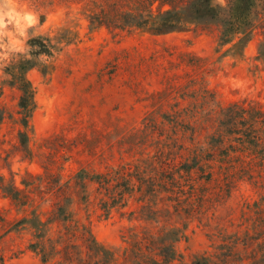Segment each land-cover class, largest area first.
<instances>
[{
	"label": "rangeland",
	"instance_id": "1",
	"mask_svg": "<svg viewBox=\"0 0 264 264\" xmlns=\"http://www.w3.org/2000/svg\"><path fill=\"white\" fill-rule=\"evenodd\" d=\"M9 10L20 22L9 23L5 16L0 26V176L17 185L26 173L43 174L41 167L47 165L54 166L52 172H59L62 182L80 169L96 173L119 165L133 174L145 171V179H152L159 152L178 168L207 148L209 126L194 135L187 126L205 125L217 103L264 105L258 30L237 57L227 52L231 44H221L217 25L150 35L91 26L75 0H11ZM29 14L36 21L31 25L23 19ZM36 38L53 47L50 56L31 55L36 48L30 40ZM22 59L37 61L26 74L35 104L27 127L32 160L19 147L20 92L10 84L8 70ZM196 63L205 73L193 72ZM187 74L195 81L184 90ZM170 87L181 90L158 103L157 94ZM201 87L212 94L211 102L203 104L197 93ZM182 92L186 95L180 98ZM176 112L183 127L164 119H173ZM175 179L186 193L180 198L188 197L178 208L181 216L163 212L166 207L174 213L177 185L149 197L138 192L133 179L134 190L125 195L124 204L108 211L94 200L95 186L89 183L90 203L85 208L75 198L74 218L89 228L115 264H132L125 256L134 235L162 229L177 232L173 264H264V221L253 224L257 211L264 214V182L197 179L190 182V193L187 181ZM0 207L9 210L10 219L18 216L1 194ZM246 237L252 239L244 244ZM31 239L29 229L6 236L0 242L3 264H57L56 258L42 262L28 250Z\"/></svg>",
	"mask_w": 264,
	"mask_h": 264
},
{
	"label": "trees",
	"instance_id": "2",
	"mask_svg": "<svg viewBox=\"0 0 264 264\" xmlns=\"http://www.w3.org/2000/svg\"><path fill=\"white\" fill-rule=\"evenodd\" d=\"M75 4L91 26L110 32L137 30L150 35H164L187 31L191 26L204 28L217 25L221 44H231L227 52L232 51V55L237 57L242 55L258 30L262 40L257 59L264 62V0H225L224 5L216 0H75ZM30 45L36 48L32 56L52 54L53 47L41 38L30 40ZM36 64L34 59H22L8 69L10 84L16 85L20 92L18 114L23 131L18 134L19 147L30 160L33 155L28 148L27 127L35 104L34 90L26 74ZM192 67L194 73H205V68L197 63ZM187 76L189 80L184 90L195 81L191 75ZM180 90L170 87L159 92L158 103ZM197 93L203 104L213 99L204 87L199 88ZM179 95L183 98L186 92ZM216 108L215 115L204 120L205 125L187 126L193 135L198 129L207 130L206 125L209 126L211 132L207 148L201 149L191 163H182L178 168L173 159L159 152L155 156L159 165L152 170L155 174L152 179H145L148 175L145 171L133 174L121 165L96 173L80 169L64 182L59 172H52L54 166L49 165L41 167V175L26 173L19 185L13 179L6 180L0 176V194L18 215L10 219L9 210L0 207V242L13 232L29 229L32 239L27 249L37 254L42 262L56 258L57 264H115L111 254L96 243L89 228L75 220L71 209L75 198L79 205L88 207L89 183L95 186L94 200L105 211L124 204L125 195L134 190L133 179L139 184L138 192L149 197L166 192L167 185H177L178 195L173 193L174 213L166 207L163 212L181 216L178 208L183 207L188 197L180 198L179 194L184 196L186 193L184 186L175 179L176 175L189 183L190 193L194 189L190 182L197 179L211 181L222 176L223 180L264 182V105L243 101L224 106L217 103ZM177 113L173 119H164L183 127ZM191 117L194 119L196 116ZM197 121L195 119L194 122ZM50 162L55 163L54 160ZM193 173L197 176L194 177ZM184 211L188 219L189 213L186 209ZM262 213V210L257 211L259 216L253 224L264 221ZM176 236L177 232H166L164 229L156 234L145 232L140 237L134 235L125 259L132 264H173ZM251 239L246 237L244 244ZM3 262L4 256L0 254V264Z\"/></svg>",
	"mask_w": 264,
	"mask_h": 264
},
{
	"label": "clouds",
	"instance_id": "3",
	"mask_svg": "<svg viewBox=\"0 0 264 264\" xmlns=\"http://www.w3.org/2000/svg\"><path fill=\"white\" fill-rule=\"evenodd\" d=\"M11 0H0V26L4 25V18L5 16L8 17V22L11 23L13 20L16 21L17 24L20 22V18H18V15L15 14L13 11H5V8L10 4ZM218 2L221 5H224L225 0H218ZM23 19L27 22V24L31 25L35 23V19L33 18L32 15H26L23 17Z\"/></svg>",
	"mask_w": 264,
	"mask_h": 264
}]
</instances>
